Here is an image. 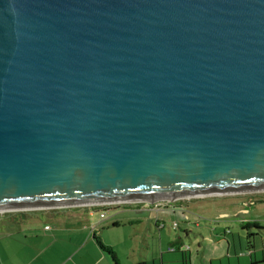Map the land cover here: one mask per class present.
Segmentation results:
<instances>
[{
    "label": "water",
    "instance_id": "obj_1",
    "mask_svg": "<svg viewBox=\"0 0 264 264\" xmlns=\"http://www.w3.org/2000/svg\"><path fill=\"white\" fill-rule=\"evenodd\" d=\"M264 190V0H0V212Z\"/></svg>",
    "mask_w": 264,
    "mask_h": 264
},
{
    "label": "crops",
    "instance_id": "obj_2",
    "mask_svg": "<svg viewBox=\"0 0 264 264\" xmlns=\"http://www.w3.org/2000/svg\"><path fill=\"white\" fill-rule=\"evenodd\" d=\"M164 210L156 211L128 204L74 205L49 208L33 215L1 214L0 264H111L107 255L99 248L95 237L111 247L112 244L104 239V233L110 230V227L113 229L124 224L148 221L154 223L162 245L163 235H167V231L171 233L170 228L165 229L167 221L175 214L174 210ZM101 212H105L104 217L100 216ZM191 221L193 220H185L186 238H190L188 223ZM250 221L258 222L262 229L246 225ZM238 224L246 231V235L240 236L237 232L234 234L230 227H225L222 231L225 239L230 237L226 241L229 247L232 246L233 256H213L208 264H264V226L258 220L247 219H239ZM45 226L49 228L46 229ZM177 226L179 227V224ZM251 231L255 232L248 237ZM173 237L165 249L161 247L164 251L150 259L140 255L139 259L130 264L139 261H145L146 264H182L181 251L186 248L185 264H193L190 245L177 233ZM235 241L239 248L244 247L238 253L235 252ZM257 242L260 245H257ZM171 245L177 246L179 250L169 251L168 247ZM199 246L200 244L196 249ZM119 264H122L120 260Z\"/></svg>",
    "mask_w": 264,
    "mask_h": 264
},
{
    "label": "rangeland",
    "instance_id": "obj_3",
    "mask_svg": "<svg viewBox=\"0 0 264 264\" xmlns=\"http://www.w3.org/2000/svg\"><path fill=\"white\" fill-rule=\"evenodd\" d=\"M242 200H245L247 204L241 203ZM251 200H254V202H251ZM179 201L182 202V208L174 210L175 214H172L167 221L168 225L165 229L168 230L170 228L171 233L167 231L168 234L163 235L162 245L157 237L153 222L143 221L132 225L124 224L113 229L110 227V230H106L104 239L112 244L111 248L117 253V257L122 264L133 263L134 260L140 258V255L150 259L160 253V251H164L161 250V247L165 249L169 240L174 238L175 233L185 239L186 244L190 245L193 264H208L213 256L227 257V255L233 256L234 254L232 246L229 247L226 241L230 237L228 236L225 239L222 236V231L225 227H230L234 234L237 232L240 236H243L244 234L246 235V231L240 228L239 219L258 220L264 226V190L239 194L229 193L205 197H188V199L181 198ZM167 209L171 210V208H166L164 211H167ZM47 210L49 208L9 210L0 212V215H33ZM186 219L193 220L188 223L189 228L187 227L190 230V238H186L184 232ZM174 223L179 224V227L173 228ZM198 244L200 246L196 249ZM241 244L243 246L242 239ZM257 245H260L259 242H257ZM243 248H239L235 241L236 253ZM198 254L199 256H197Z\"/></svg>",
    "mask_w": 264,
    "mask_h": 264
},
{
    "label": "built area",
    "instance_id": "obj_4",
    "mask_svg": "<svg viewBox=\"0 0 264 264\" xmlns=\"http://www.w3.org/2000/svg\"><path fill=\"white\" fill-rule=\"evenodd\" d=\"M181 199V198H179ZM179 199H173V200H168V199H160V200H154L152 202H132V203H124L128 205H139L142 208H147V209H152V210H159V209H166V208H171V210H176L177 208H182L181 201ZM188 199V198H186ZM98 206H110V204H98ZM105 212H101L100 216L104 217ZM177 226V223L173 224V228ZM46 229L49 228V226H45ZM187 249V248H186ZM169 251L175 250L174 246L168 247ZM250 253V251H248Z\"/></svg>",
    "mask_w": 264,
    "mask_h": 264
},
{
    "label": "trees",
    "instance_id": "obj_5",
    "mask_svg": "<svg viewBox=\"0 0 264 264\" xmlns=\"http://www.w3.org/2000/svg\"><path fill=\"white\" fill-rule=\"evenodd\" d=\"M246 225H251V226H256L258 229H262L260 226H258V222L256 221H250L247 222ZM96 242L99 246V248L107 255L108 259L110 260L111 264H119V260L118 257L116 255V253L112 250V248L108 245L103 244L99 238H96ZM174 246V245H171ZM175 250H179V248L177 246H174ZM173 250V251H175ZM187 249L181 251V262L182 264H185V262L187 261V257H186V252ZM136 264H146L145 261H139Z\"/></svg>",
    "mask_w": 264,
    "mask_h": 264
},
{
    "label": "flooded vegetation",
    "instance_id": "obj_6",
    "mask_svg": "<svg viewBox=\"0 0 264 264\" xmlns=\"http://www.w3.org/2000/svg\"><path fill=\"white\" fill-rule=\"evenodd\" d=\"M251 202H254V200H251ZM241 203H243V204H247V202L245 201V200H242V202ZM249 227V226H248ZM249 229V228H248ZM255 231H251V233H248V237H249V235L250 234H253Z\"/></svg>",
    "mask_w": 264,
    "mask_h": 264
},
{
    "label": "bare ground",
    "instance_id": "obj_7",
    "mask_svg": "<svg viewBox=\"0 0 264 264\" xmlns=\"http://www.w3.org/2000/svg\"><path fill=\"white\" fill-rule=\"evenodd\" d=\"M224 194H229V193H224ZM231 194V193H230Z\"/></svg>",
    "mask_w": 264,
    "mask_h": 264
}]
</instances>
